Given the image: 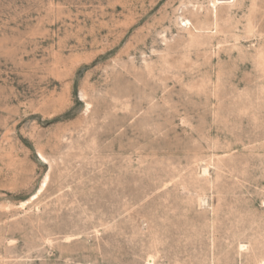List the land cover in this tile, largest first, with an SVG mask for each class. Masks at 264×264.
<instances>
[{
  "label": "rangeland",
  "instance_id": "1",
  "mask_svg": "<svg viewBox=\"0 0 264 264\" xmlns=\"http://www.w3.org/2000/svg\"><path fill=\"white\" fill-rule=\"evenodd\" d=\"M225 1L0 0V264H264V0Z\"/></svg>",
  "mask_w": 264,
  "mask_h": 264
},
{
  "label": "bare ground",
  "instance_id": "2",
  "mask_svg": "<svg viewBox=\"0 0 264 264\" xmlns=\"http://www.w3.org/2000/svg\"><path fill=\"white\" fill-rule=\"evenodd\" d=\"M224 2H226L225 0H214V2H213V5L215 6V7H217L218 6V4H221V3H224ZM42 188H43V186H42ZM41 188V189H42ZM37 194H35L34 196H36ZM244 246V245H243Z\"/></svg>",
  "mask_w": 264,
  "mask_h": 264
}]
</instances>
